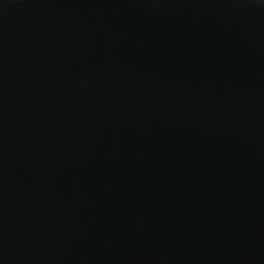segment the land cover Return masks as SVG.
<instances>
[{
	"label": "water",
	"instance_id": "water-1",
	"mask_svg": "<svg viewBox=\"0 0 264 264\" xmlns=\"http://www.w3.org/2000/svg\"><path fill=\"white\" fill-rule=\"evenodd\" d=\"M0 264H264V0H0Z\"/></svg>",
	"mask_w": 264,
	"mask_h": 264
}]
</instances>
